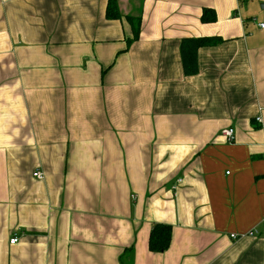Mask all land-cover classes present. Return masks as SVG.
I'll list each match as a JSON object with an SVG mask.
<instances>
[{
  "label": "crops",
  "instance_id": "obj_1",
  "mask_svg": "<svg viewBox=\"0 0 264 264\" xmlns=\"http://www.w3.org/2000/svg\"><path fill=\"white\" fill-rule=\"evenodd\" d=\"M118 1L0 0V264H264V0Z\"/></svg>",
  "mask_w": 264,
  "mask_h": 264
},
{
  "label": "trees",
  "instance_id": "obj_2",
  "mask_svg": "<svg viewBox=\"0 0 264 264\" xmlns=\"http://www.w3.org/2000/svg\"><path fill=\"white\" fill-rule=\"evenodd\" d=\"M247 0H239L245 2ZM212 12L214 15L209 16ZM107 18L118 19L122 17L118 0H109L107 7ZM126 18L130 22L133 30L132 38L128 39V45L137 40L140 36L141 19L127 15ZM204 22L216 20L214 10L204 9L201 17ZM219 38L215 37H188L181 41V55L186 74H196L198 72V50L201 46H208L220 43ZM172 238V226L169 224L157 223L153 226L149 237V249L152 251L162 252L168 249Z\"/></svg>",
  "mask_w": 264,
  "mask_h": 264
},
{
  "label": "built area",
  "instance_id": "obj_3",
  "mask_svg": "<svg viewBox=\"0 0 264 264\" xmlns=\"http://www.w3.org/2000/svg\"><path fill=\"white\" fill-rule=\"evenodd\" d=\"M260 25L264 27V23H261ZM257 121L262 122V118H261V116L257 117ZM222 134H223L224 137H226V138L228 139V141H230V142L233 141L234 138H235V130H234L233 128H227V129H224V130L222 131ZM33 175H34V177H37V178H39V179H43V178H44V173H43L42 171H40V170L35 171V172L33 173ZM231 236H232L233 238H237V237H238L236 234H232ZM18 241H19V238H18L17 235H14V236L11 238V240H10V242H11L12 244L17 243Z\"/></svg>",
  "mask_w": 264,
  "mask_h": 264
}]
</instances>
